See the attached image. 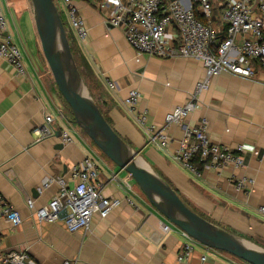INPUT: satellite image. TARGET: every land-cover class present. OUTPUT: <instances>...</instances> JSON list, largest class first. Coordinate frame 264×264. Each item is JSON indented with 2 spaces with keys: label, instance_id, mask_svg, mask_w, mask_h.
<instances>
[{
  "label": "crops",
  "instance_id": "1",
  "mask_svg": "<svg viewBox=\"0 0 264 264\" xmlns=\"http://www.w3.org/2000/svg\"><path fill=\"white\" fill-rule=\"evenodd\" d=\"M0 2L8 22L6 35L21 48L27 68V74L20 76L0 60V191L23 217L19 226L0 217L1 249L6 253L27 251L36 264H62L65 260L77 264H247L198 242L188 260L177 259L186 242L182 231L171 227L164 232L163 226L169 221L132 177L76 127L47 68L31 0ZM75 3L89 27L86 40L75 36L78 54L91 68L92 74L86 78L88 86L111 126L195 212L264 247V213L260 210L264 206V158L255 155L264 151V69L257 67L252 79L224 72L214 76L209 88L198 94L199 106L186 125L195 126L206 119L212 142L243 146L246 165L243 169L217 170L203 164L196 174L176 159L183 127H167L168 147L151 143L128 112L125 100L131 90H139V110L148 112L149 122L156 128H163L167 113L186 104L196 85L205 79L203 63L194 58L140 55L121 29L105 23V13L91 0ZM213 3L211 23L223 31L222 8L219 0ZM216 10L220 18L214 24ZM47 114L55 118L57 130L68 131L72 143L66 144L54 135L40 136L37 129L45 124ZM87 156L93 157L101 169L103 194L121 199L122 204L106 218L94 215L87 231L70 232L62 220H38L27 200L33 199L37 208L46 206L60 185L52 182L45 187V180L57 176L69 179L72 167ZM241 176L255 180L250 193L235 188L234 180ZM125 181L131 191L122 186ZM128 195L134 199L133 205L126 201ZM203 255L207 256L205 261Z\"/></svg>",
  "mask_w": 264,
  "mask_h": 264
},
{
  "label": "built area",
  "instance_id": "2",
  "mask_svg": "<svg viewBox=\"0 0 264 264\" xmlns=\"http://www.w3.org/2000/svg\"><path fill=\"white\" fill-rule=\"evenodd\" d=\"M60 2L66 21L74 35L81 41L89 37L88 24L77 7L75 0H54ZM93 5L105 13V23L122 30L130 46L140 55L157 58H194L203 63L206 77L196 85L190 100L167 113L165 127L156 128L149 122L147 111L139 110L142 94L131 90L125 105L140 128L147 134L149 142L165 148L170 138L167 127L178 124L183 127L184 136L176 153L177 161L187 170L200 174L197 164L217 170L227 168L243 169L246 165L243 146L220 145L212 142L209 125L202 119L195 126L186 125L189 115L198 106V94L207 90L211 79L224 72L252 79L257 67L264 69V0H219L222 7V20L226 25L221 31L212 25L214 12L213 0H91ZM58 8V6H57ZM59 10V8H58ZM60 12V10H59ZM60 15L62 16L61 12ZM8 22L0 2V60L6 61L17 75L25 76L27 68L21 48L7 35ZM114 88L112 82L109 83ZM55 118L47 114L45 124L38 128L40 136L54 135L57 128ZM64 143H72L73 137L63 131ZM264 158V151L255 152ZM117 178V175L114 176ZM52 182L60 185L58 193L43 207L37 208L33 199L27 200L30 211L38 220L46 222L64 221L70 232L89 230L94 215L106 218L113 209L122 204V200L106 197L103 194L104 182L101 169L93 157L87 156L75 164L69 179L62 176L48 177L44 186ZM255 180L241 176L234 180L237 190L250 193ZM131 191V185L125 181L122 185ZM134 204L131 195L126 197ZM264 213V206L260 209ZM0 217L14 226L23 222L21 213L12 206L0 191ZM170 222L163 226L164 232L172 230ZM181 230V229H179ZM182 231L186 239L177 254L179 261H186L195 250L197 241ZM1 246V242H0ZM208 248V247H207ZM207 259L206 255L202 260ZM0 264H36L27 251L6 253L0 247ZM62 264H77L65 260Z\"/></svg>",
  "mask_w": 264,
  "mask_h": 264
},
{
  "label": "water",
  "instance_id": "3",
  "mask_svg": "<svg viewBox=\"0 0 264 264\" xmlns=\"http://www.w3.org/2000/svg\"><path fill=\"white\" fill-rule=\"evenodd\" d=\"M44 57L74 122L96 147L126 171L151 204L174 226L198 243L228 253L247 264H264V247L251 243L195 212L111 126L89 93L71 48L65 23L54 0H31ZM63 130L54 133L62 138Z\"/></svg>",
  "mask_w": 264,
  "mask_h": 264
},
{
  "label": "trees",
  "instance_id": "4",
  "mask_svg": "<svg viewBox=\"0 0 264 264\" xmlns=\"http://www.w3.org/2000/svg\"><path fill=\"white\" fill-rule=\"evenodd\" d=\"M221 8H222V7H221ZM221 8H219V9H221ZM61 17H62V19H63V16H61ZM63 21H64V20H63ZM64 23H65V21H64ZM70 35H71L70 38H73V42H72V44H71V48H72V51H73V53H74V56H75V59H76L77 65H78V67H79V70H80V72H81V75H82V77H83V79H84L86 85H88L86 78L92 74L91 68H90L88 62L86 61V59L84 58V56H83V55L80 56V55L78 54V46H77V41H76V39L74 38L75 36L72 35V34H70ZM97 104H98V103H97ZM108 122H109V121H108ZM197 164H198V161H197ZM198 167H199V170H202V168H203V164H202V163L198 164Z\"/></svg>",
  "mask_w": 264,
  "mask_h": 264
},
{
  "label": "rangeland",
  "instance_id": "5",
  "mask_svg": "<svg viewBox=\"0 0 264 264\" xmlns=\"http://www.w3.org/2000/svg\"><path fill=\"white\" fill-rule=\"evenodd\" d=\"M213 1H215V4H216V1L217 0H213ZM57 6H58V8H59V10H60V12H61V14H62V16H63V20L65 21V27H66V31H67V34H68V37H69V40H70V42H71V44H72V42H73V38H70V34H72V35H74V33L72 32V30H71V28H70V25H69V23L66 21V17H65V13L63 12V10H62V6H61V4H60V2H58L57 1ZM217 8V7H216ZM216 17H217V20L214 22V24H216L217 23V21H218V18H220V14H219V12H217V10H216ZM75 36V35H74ZM74 38H76V37H74ZM45 58V57H44ZM46 60V59H45ZM46 64H47V68H48V70H49V68L50 67H48L49 65H48V63H47V61H46ZM51 70V69H50ZM49 70V71H50ZM86 84V83H85ZM57 86V85H56ZM87 86V89H88V91H89V93L93 96V93L91 92V89L89 88V86L88 85H86ZM57 88H58V86H57ZM58 90H59V88H58ZM75 125H76V127H78L80 130H81V128L75 123ZM112 125V124H111ZM114 128V127H113ZM118 167V166H117ZM119 168V167H118ZM120 169V168H119ZM133 181V183L134 184H136L135 183V181L134 180H132ZM201 215V214H200ZM201 216H203L204 218H206V219H208L206 216H204L203 214L201 215ZM225 254H227V255H229V256H232V255H230V254H228V253H225Z\"/></svg>",
  "mask_w": 264,
  "mask_h": 264
}]
</instances>
